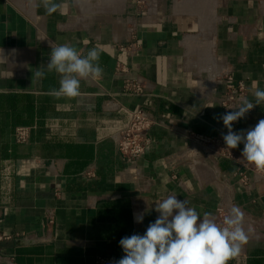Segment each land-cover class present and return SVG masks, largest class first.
<instances>
[{"label":"crops","instance_id":"crops-1","mask_svg":"<svg viewBox=\"0 0 264 264\" xmlns=\"http://www.w3.org/2000/svg\"><path fill=\"white\" fill-rule=\"evenodd\" d=\"M56 2L47 15L40 0H0V264H114L119 231L143 235L170 194L217 222V207H239L248 239L229 264H264V189L240 185L231 161L193 141L227 134L217 104L225 76L245 80L249 100L264 89V0ZM65 43L97 48L104 71L82 80L78 97L57 99L59 75L33 73ZM126 80L142 93H125ZM139 108L161 123L126 161L118 131ZM260 119L264 105L233 131ZM17 126L30 127L27 142L14 141ZM106 202L113 209L99 214Z\"/></svg>","mask_w":264,"mask_h":264},{"label":"clouds","instance_id":"clouds-1","mask_svg":"<svg viewBox=\"0 0 264 264\" xmlns=\"http://www.w3.org/2000/svg\"><path fill=\"white\" fill-rule=\"evenodd\" d=\"M47 15L61 9L56 0H40ZM100 51L93 47L84 55L70 44L51 47L46 67L36 69L33 75L43 80L46 72L59 75V87L50 90L54 98H76L80 95L81 81L103 75ZM252 100L243 99L240 106L225 113L221 119L228 129L223 140L228 148L243 144L242 156L256 170L264 171V119L247 130L234 132L233 122L242 119L257 105H264V89L256 87ZM159 213L143 235L132 234L119 241L124 256L114 264H229L236 258L248 237L243 227L244 213L233 206L223 225L210 212L202 215L186 200L170 194L155 204ZM137 223L142 214H134Z\"/></svg>","mask_w":264,"mask_h":264},{"label":"built area","instance_id":"built-area-1","mask_svg":"<svg viewBox=\"0 0 264 264\" xmlns=\"http://www.w3.org/2000/svg\"><path fill=\"white\" fill-rule=\"evenodd\" d=\"M119 49L125 51L124 46H120ZM117 69L122 71V68L117 67ZM223 83L224 89L218 97L217 104L225 112H230L239 107L243 99L246 98V82L227 75L224 77ZM123 91L130 95H138L142 93V86L137 80H126ZM160 123L153 110L139 108L130 111L128 122L118 131L116 140L117 149L122 158L126 161H136L140 158L150 141L148 131ZM29 135L30 127L17 126L14 128L13 138L16 143L27 142ZM193 141L200 146L210 148L218 157L231 161L235 165L233 175L237 177L240 185L251 187L253 184H258L264 189V171L256 170L243 156H239L236 148H228L223 140V135L212 137L197 135ZM86 174L93 175L91 172ZM216 213L219 217L218 223L223 225L224 218L229 213H226L221 206L217 207ZM108 261L101 258L97 260V264H104Z\"/></svg>","mask_w":264,"mask_h":264},{"label":"trees","instance_id":"trees-1","mask_svg":"<svg viewBox=\"0 0 264 264\" xmlns=\"http://www.w3.org/2000/svg\"><path fill=\"white\" fill-rule=\"evenodd\" d=\"M113 202H106L104 203L101 207H99L98 209V213L100 214L101 213V210L103 209L102 207L104 206H107V207H110L111 209H113L114 207V204H112ZM102 208V209H101ZM101 209V210H100ZM111 209H108V214H111L115 217L116 221L118 222V224H120V220L121 221H124L125 219L124 218H118L119 214L118 215H115V211L114 210H111ZM126 236V233H124L123 231H119V238H118V241H117V254H116V258L117 260L121 259L123 256H124V252L122 250V248L120 247L119 245V241L121 240V238L125 237Z\"/></svg>","mask_w":264,"mask_h":264}]
</instances>
